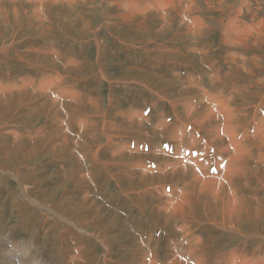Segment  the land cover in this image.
Here are the masks:
<instances>
[{"label":"rangeland","instance_id":"374dc122","mask_svg":"<svg viewBox=\"0 0 264 264\" xmlns=\"http://www.w3.org/2000/svg\"><path fill=\"white\" fill-rule=\"evenodd\" d=\"M75 1H3L0 264H194L196 248L200 264L264 261V208L236 231L201 209L167 214L190 183L189 172L179 180L186 164L221 179L226 153L245 143L264 170L253 144L264 137V38L222 42L224 25L240 40L264 28V0H197L191 14L169 9L166 28L151 15L166 10L156 0H131L125 19L126 0ZM182 17L209 27L196 39ZM254 176L236 177L232 196L257 207L264 185Z\"/></svg>","mask_w":264,"mask_h":264},{"label":"bare ground","instance_id":"6f19581e","mask_svg":"<svg viewBox=\"0 0 264 264\" xmlns=\"http://www.w3.org/2000/svg\"><path fill=\"white\" fill-rule=\"evenodd\" d=\"M3 1L4 0H0V16L1 18H4L6 16V9L7 7L3 4ZM13 3H17L19 2V4L23 5L22 3L24 2L25 4H30V3H33L35 5H39L40 7H45L46 3L43 1H39V0H11ZM75 0H69V3H72L74 2ZM123 1V0H122ZM148 1H151V0H148ZM154 1V0H153ZM197 0H156L154 3H157L156 6H153V8L156 9H159V8H164L166 7V10L164 11H158L156 10V12H151L152 14L151 15H160V18H162L165 22V25L164 27L166 28V26H170V20L171 18L173 19V17L169 16V14H167L168 10L172 8V11L176 12V13H180L182 16V12L183 13H190L191 11L194 10V5L196 3ZM207 2L209 3H215V4H218L219 6H221L223 4V1L222 0H206ZM239 2V0H237ZM30 2V3H28ZM76 2V1H75ZM134 2V0H133ZM145 2V1H144ZM63 3V2H62ZM153 3V2H152ZM184 3V5L182 6V4ZM227 3V2H226ZM119 4V3H118ZM131 4H132V1L131 0H126L122 6H124V12L121 13L122 15H120L123 19H125V16H128L129 15V10L128 8L130 9L131 8ZM185 4H187V6H185ZM229 5V4H228ZM257 5V4H256ZM34 7V9L37 8ZM149 7V5H147ZM162 6V7H160ZM228 7V6H227ZM261 7V6H260ZM147 8V7H146ZM16 11H17V8H15ZM21 9V7H20ZM217 9V8H216ZM142 10V9H141ZM140 10V11H141ZM154 10V9H153ZM223 10V9H222ZM249 10V9H248ZM24 11V10H23ZM34 11V10H32ZM257 11V10H256ZM35 13L37 12L38 16L41 18L42 15H44L43 13L44 12V9L43 8H39L38 10L34 11ZM132 12V11H131ZM255 12V11H254ZM253 12V13H254ZM108 13V12H107ZM118 13V12H117ZM120 13V12H119ZM145 13V12H144ZM142 14V13H141ZM150 14V13H149ZM162 14H164L162 16ZM179 14V15H180ZM191 14V13H190ZM107 15V14H106ZM132 15V14H131ZM178 15V16H179ZM264 15V14H263ZM108 16V15H107ZM119 16V17H120ZM148 16V15H147ZM185 16V15H184ZM187 16V15H186ZM185 16V17H186ZM236 16V15H235ZM137 17V16H136ZM144 17V15H143ZM189 17H192V16H189ZM83 18V17H82ZM152 18V16H151ZM187 18V17H186ZM200 18V17H199ZM233 18V16L231 17ZM235 18V17H234ZM254 18V17H253ZM106 19V18H105ZM130 19V18H129ZM192 20L194 19L193 17L191 18ZM190 19V20H191ZM108 20V19H107ZM113 20V19H111ZM110 20V21H111ZM174 20V19H173ZM182 20L187 24L186 25V30L187 32L185 31L186 34H191L192 36H194L196 39H200V37L202 36V31L203 29L205 28H208L209 25L207 23H203V22H200L202 20H200V24H197L196 25V21L192 22L191 23H188L187 21L184 20V18L182 17ZM222 20V19H221ZM239 20V18H238ZM253 20V19H252ZM109 21V20H108ZM114 21V20H113ZM130 21V20H128ZM219 21V20H218ZM235 21V20H234ZM247 21V20H246ZM228 22V21H227ZM238 22V21H237ZM107 23V22H106ZM109 23V22H108ZM116 23V22H115ZM230 23H232V21L230 20ZM239 23V22H238ZM117 24V23H116ZM227 25H229L228 23H226ZM254 24V23H253ZM263 24V23H262ZM163 25V24H162ZM222 25V24H221ZM224 25V24H223ZM232 25V24H231ZM244 25V23L242 24ZM248 27H249V24H247ZM246 25V26H247ZM252 25V24H251ZM237 26V25H236ZM245 26V25H244ZM243 26V27H244ZM255 26V25H254ZM121 27V26H120ZM162 27V26H161ZM230 27V26H229ZM234 27V26H233ZM240 27V26H239ZM163 28V27H162ZM224 30L222 31L223 32V45L225 46V42H228L230 41L231 43L234 44V46H246L248 43H250L251 41H259V40H262L264 38V28H259L258 32L257 33H254V34H249V37L247 36L246 38L240 40L241 38H243V36L239 37V38H235L233 36V34H231L229 31H228V27L224 25ZM242 29V28H240ZM245 29V28H244ZM243 29V30H244ZM233 30V29H232ZM235 31V30H234ZM255 31V30H254ZM240 32V31H238ZM237 32V34H238ZM253 32V31H252ZM256 32V31H255ZM235 33V32H234ZM243 33V32H242ZM245 33V32H244ZM246 36V35H245ZM193 37V38H194ZM195 40V39H194ZM4 41V40H3ZM252 42V43H253ZM256 43V42H255ZM229 44V43H227ZM230 46V45H229ZM232 47V46H231ZM206 48V47H205ZM202 52V51H201ZM236 63V62H235ZM244 63V62H243ZM246 63V62H245ZM247 65V63H246ZM250 65V64H249ZM252 66V65H251ZM244 72V71H243ZM252 73V72H251ZM223 81V80H222ZM234 81H237V80H232V82ZM50 82H53V81H50ZM219 82V80H218ZM227 84L226 81L224 80L223 82L221 83H218L219 85L221 84ZM207 92V91H206ZM214 96V95H213ZM222 99V98H221ZM215 100V99H214ZM221 104V103H220ZM262 107V106H261ZM75 109V108H74ZM76 110V109H75ZM212 111V110H210ZM229 109H227L226 112H228ZM223 116V115H222ZM228 116V115H227ZM230 116V115H229ZM227 118V117H226ZM226 122H229V121H226ZM263 123V122H262ZM227 125V124H226ZM225 125V126H226ZM259 125V123H258ZM89 127V126H88ZM227 128V127H226ZM263 128V127H262ZM258 129V128H257ZM260 131V130H259ZM228 132H229V135L233 138V140H235L236 136H237V133L236 131H234V128H232L231 126L228 127ZM263 133V132H262ZM222 138V137H221ZM96 140V139H95ZM209 140V139H208ZM257 142H253L254 146L258 147L259 149L261 150H264V137L262 138H258V140H256ZM96 142V141H94ZM244 142V141H243ZM242 142V143H243ZM247 142V141H246ZM84 143V142H83ZM200 143V142H199ZM245 144V143H243ZM243 144H240L238 145V148L236 150V153L234 155H230V152H227L226 155L227 156H230L229 158V164L228 166L225 168V172H224V176L222 177L221 176V179H217V178H213V177H205L203 176H200L199 174H197V171L193 168V166H190L189 164L183 166V169L180 170L179 172H177V174L179 173L181 175V177H177L179 178V180L186 174V173H191V179H190V183H186V185H184L183 187V190L181 191V199L180 200H177V202H175L172 206V208H169V206L166 205V203L168 202V198L164 197L165 198V201H164V204L162 205V208H164V206H166V209L169 208L167 214L169 216H172V215H178L180 213H186L188 214V208H191L192 210L194 209L196 211V209H201L203 210V214H204V217L207 218V220L210 222V223H220L221 226L223 225H226L227 227H229L230 229H234L235 231L237 230L236 227H240V222L242 221V218H243V215L246 217V219H250L252 221H257V219H259L261 216H262V208H264V203H260L258 204L259 206L257 207H254L253 205H250L249 203L251 202V200L249 199H246L245 197H233L235 194V189L238 187V183L235 181L236 177H244V176H248V175H255L257 176V178L259 179L260 181V185H264V170H260V167L258 166V164H255V163H251L249 161V158H247L245 155L247 154L246 151L247 149L245 148V145ZM252 145V144H251ZM248 146V145H247ZM251 148V147H250ZM201 150V149H200ZM199 150V151H200ZM95 151V150H94ZM233 151V150H232ZM189 152V151H188ZM206 154V153H205ZM220 154V153H219ZM252 155V153L250 154ZM263 155V154H262ZM187 156V155H186ZM189 156V155H188ZM260 156V155H259ZM220 157V156H219ZM263 157V156H262ZM190 159V158H189ZM260 159V158H258ZM90 160V159H89ZM194 160V159H193ZM201 160V159H200ZM254 160V159H253ZM261 160V159H260ZM264 160V159H263ZM217 161V160H216ZM221 161V160H220ZM262 161V160H261ZM187 162V161H186ZM192 162V161H190ZM199 163V162H198ZM210 163V162H209ZM240 165H238V164ZM215 164V163H214ZM218 164V163H217ZM198 164L195 163V167L197 166ZM202 166V164H200ZM209 165V164H208ZM216 165V164H215ZM220 165V164H219ZM227 165V163H226ZM247 165V167L245 166ZM261 165V164H259ZM182 166V165H181ZM224 166V165H223ZM222 166V167H223ZM239 166H242L244 170L246 171H240V169L238 168ZM200 167V166H199ZM198 167V168H199ZM204 167V166H203ZM202 167V168H203ZM217 167V166H216ZM219 167V166H218ZM217 167V168H218ZM201 168V167H200ZM197 169V168H196ZM202 170V169H201ZM204 171H206L205 169H203ZM216 170V168H215ZM220 170V168H219ZM143 171V170H142ZM146 171V170H145ZM173 172V171H172ZM175 172V171H174ZM203 172V171H201ZM215 172V171H214ZM223 172V170H222ZM143 173V172H142ZM171 173V171H170ZM208 173V172H207ZM210 174V173H209ZM216 175L218 173H215ZM220 175H222V173H220ZM178 176V175H177ZM214 176V175H213ZM254 176V177H255ZM219 177V176H218ZM167 179V178H166ZM174 179V177L172 178H168L167 180L168 181H172ZM160 181V180H159ZM149 184V183H148ZM173 187V186H172ZM168 188V187H167ZM178 190V189H177ZM232 191H233V196H232ZM179 192V190H178ZM30 195V194H29ZM161 195V194H160ZM178 195V193H177ZM202 195H208L207 198H201L200 196ZM255 197V196H254ZM171 198V197H170ZM169 198V199H170ZM249 198V197H248ZM171 200V199H170ZM162 201V200H161ZM171 202V201H170ZM259 203V202H258ZM262 204V205H261ZM53 207V206H52ZM188 207V208H187ZM210 207H211V210H210ZM254 207V209H252ZM158 209V208H157ZM164 210V209H163ZM162 210V211H163ZM188 210V211H187ZM195 211H193V215L196 213ZM253 211V213H251ZM160 212V211H159ZM165 212V211H164ZM209 212V213H207ZM192 212H190L191 214ZM202 214V216H203ZM183 218V217H181ZM196 218V217H195ZM182 220V219H181ZM206 221V220H205ZM201 222V221H200ZM207 222V223H209ZM237 224V226H236ZM214 225V224H213ZM212 226V225H211ZM218 226V225H217ZM220 226V225H219ZM225 226V227H226ZM177 227V226H176ZM185 228V227H183ZM181 227V229L183 230L184 233H186V230L184 231ZM179 229V227H178ZM191 232V231H190ZM188 233V232H187ZM241 233V232H240ZM192 235V233H191ZM190 235H188L189 237ZM200 237V236H199ZM198 238V237H197ZM197 240V239H196ZM201 240V239H200ZM190 241V240H189ZM188 241V242H189ZM170 242V241H169ZM184 242V241H182ZM187 244V243H185ZM184 245V244H183ZM197 245V244H196ZM198 245H199V242H198ZM184 247V246H183ZM182 247V248H183ZM197 247V246H196ZM188 248V247H187ZM191 248V247H190ZM195 248V247H194ZM200 248V247H199ZM198 248L196 249H190V251H187L188 255L190 258H193V260L195 259V263L196 264H200V255L197 254V250ZM183 251V250H182ZM181 251V252H182ZM186 252V250H185ZM26 253V252H25ZM24 254V253H23ZM22 254V255H23ZM27 254V253H26ZM156 254V253H155ZM180 254V253H179ZM228 254V253H227ZM147 255V254H145ZM240 255V254H239ZM149 256V255H148ZM246 256V255H245ZM26 257V256H25ZM144 257V256H143ZM174 257H176V260L173 261V263L171 264H182L184 262H182V259L181 257L177 256V255H174ZM183 257V256H182ZM188 257V256H187ZM239 257V256H238ZM145 258V257H144ZM152 258V257H151ZM220 258V257H219ZM150 259V258H149ZM186 259V258H185ZM189 259V258H188ZM246 259V258H244ZM251 259V258H250ZM153 260V259H152ZM151 260V261H152ZM190 260V259H189ZM192 260V259H191ZM198 260V261H197ZM204 260V259H203ZM221 260V259H220ZM146 258L144 259V262L143 264L145 263H148V264H156L154 262H149L147 261ZM184 261V259H183ZM230 261V259L228 260ZM233 261V260H232ZM245 261V260H244ZM182 262V263H181ZM193 261H191L192 263ZM202 262V261H201ZM231 262V261H230ZM194 263V264H195ZM259 263V262H258ZM264 263V261H260L259 264H262ZM139 264V263H138ZM141 264V263H140ZM184 264H187V263H184ZM193 264V263H192ZM203 264V263H202ZM247 264V263H246Z\"/></svg>","mask_w":264,"mask_h":264},{"label":"crops","instance_id":"0c3cea01","mask_svg":"<svg viewBox=\"0 0 264 264\" xmlns=\"http://www.w3.org/2000/svg\"><path fill=\"white\" fill-rule=\"evenodd\" d=\"M148 2H150V1H148Z\"/></svg>","mask_w":264,"mask_h":264}]
</instances>
